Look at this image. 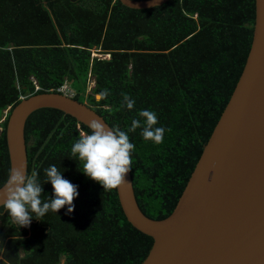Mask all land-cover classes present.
Wrapping results in <instances>:
<instances>
[{
    "label": "trees",
    "instance_id": "trees-1",
    "mask_svg": "<svg viewBox=\"0 0 264 264\" xmlns=\"http://www.w3.org/2000/svg\"><path fill=\"white\" fill-rule=\"evenodd\" d=\"M254 12V0H168L142 10L119 0H0V120L21 98L57 92L70 81L75 100L128 134L137 204L161 220L174 209L238 81ZM105 89L109 95L101 97ZM122 94L135 101L133 109L121 107ZM141 110L156 113L162 143L146 142L142 127L128 131L133 119L143 123ZM9 113L0 123V187L10 171ZM81 131L91 134L56 109L28 117L27 174H38L42 200L53 196L44 184L53 164L78 196L71 214L65 206L42 220L33 215L23 228L0 207V264H141L147 256L152 238L126 221L116 190L104 192L72 156Z\"/></svg>",
    "mask_w": 264,
    "mask_h": 264
},
{
    "label": "water",
    "instance_id": "water-1",
    "mask_svg": "<svg viewBox=\"0 0 264 264\" xmlns=\"http://www.w3.org/2000/svg\"><path fill=\"white\" fill-rule=\"evenodd\" d=\"M119 1L142 10L168 0ZM254 11L242 72L172 212L161 220L147 217L130 172L116 190L126 221L152 238L141 264H264V0H254ZM42 108L59 110L87 128L93 119L110 128L73 97L58 92L23 97L6 123L10 170L23 167L27 173L25 124Z\"/></svg>",
    "mask_w": 264,
    "mask_h": 264
},
{
    "label": "clouds",
    "instance_id": "clouds-1",
    "mask_svg": "<svg viewBox=\"0 0 264 264\" xmlns=\"http://www.w3.org/2000/svg\"><path fill=\"white\" fill-rule=\"evenodd\" d=\"M66 82H69V85L65 84ZM66 82L57 92L73 97L71 82ZM93 86L94 81H90L89 90ZM99 95L107 97L109 92L105 89ZM122 95L121 107L126 105L127 109H133L135 101L127 94ZM9 112L10 108L3 112L0 123L5 121ZM138 116L143 118V123L140 119H133L128 131L134 132L142 127L141 135L146 142L162 143L165 129L155 127L158 123L156 113L141 110ZM88 128L91 134L81 131L78 140L71 147V154L82 164V173L102 186L104 192L117 190L127 182L126 176L132 169L131 153L135 145L130 142L128 134L119 127L106 128L100 121L93 119ZM44 172L46 176L44 184L50 183L53 189V196L46 201L42 200L43 185L38 180V174L33 172L29 175L23 167L12 168L7 180L0 187V207L5 209L11 223L19 228L28 227L33 215L37 220H42L49 211L57 213L65 206L68 214L74 211V200L78 196L77 186L64 179L55 164L50 165Z\"/></svg>",
    "mask_w": 264,
    "mask_h": 264
},
{
    "label": "rangeland",
    "instance_id": "rangeland-1",
    "mask_svg": "<svg viewBox=\"0 0 264 264\" xmlns=\"http://www.w3.org/2000/svg\"><path fill=\"white\" fill-rule=\"evenodd\" d=\"M65 84L69 85V82H66ZM89 88H87V92L86 93H89Z\"/></svg>",
    "mask_w": 264,
    "mask_h": 264
}]
</instances>
